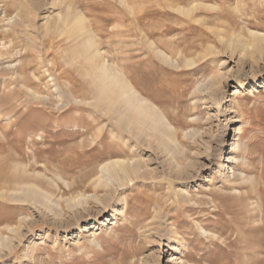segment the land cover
Instances as JSON below:
<instances>
[{
  "label": "rangeland",
  "instance_id": "1",
  "mask_svg": "<svg viewBox=\"0 0 264 264\" xmlns=\"http://www.w3.org/2000/svg\"><path fill=\"white\" fill-rule=\"evenodd\" d=\"M68 14L84 17L94 63ZM255 33L264 0H0V264H264ZM100 60L166 133L96 100ZM120 160L137 175L103 183ZM28 184L48 201L22 196Z\"/></svg>",
  "mask_w": 264,
  "mask_h": 264
},
{
  "label": "bare ground",
  "instance_id": "2",
  "mask_svg": "<svg viewBox=\"0 0 264 264\" xmlns=\"http://www.w3.org/2000/svg\"><path fill=\"white\" fill-rule=\"evenodd\" d=\"M183 10L185 13L186 12L188 13L191 9L183 8ZM68 18H69V14L63 17L58 16L57 19L62 23V25L65 26L68 25L69 26L68 28L75 29L74 30L76 31L75 35H78V38L80 37L85 38V42H87L88 45L86 47V50L89 52V59L92 61V63H94L93 60H97L99 59V57L94 50L95 44L94 42H92L90 35H88L89 29L84 24V17L80 15L77 16L76 18L73 19V22L70 23V25ZM54 21L57 22L56 19ZM50 23L44 24L45 30H49L50 27H52V26H47L53 24V22L51 24ZM56 25L57 24H55V26ZM253 37L255 38L254 41L255 44L264 40V36L258 35L256 33L253 34ZM93 69H94V74H93L94 76H93L92 84L94 85L93 86L94 92H96L95 94L97 96L96 100L99 103L102 102L106 108L108 109L111 108L112 110L115 109V111L120 106L121 108L119 109L122 110L124 113L128 114V119L130 124H138V125L146 124V126L150 130H153L154 132L161 134L167 132L166 129L167 125L166 123H164L163 116L157 111V107H155V105L152 104V102L150 103L146 98L141 96L139 92L132 87L128 79L125 78L123 74H121L120 72H118V70L111 67L110 64H108L104 60H100L99 66H93ZM238 131L239 130L236 131V134ZM236 134L234 135V138H237L235 137ZM229 162L233 166V164L237 162V157L235 155H232L229 158ZM139 164L140 163H138V161L133 162V161H125V160L107 162L106 164H103V166H101L99 169L100 179L104 178L105 182L103 183L108 185H109L108 182L115 180L117 183L116 186L119 187L121 184H123L124 180L131 181L134 179V176L137 175L136 174L137 170L140 168ZM23 187L25 188H23V191L20 194L26 197L27 199H31L36 202L38 196H40V198H43V200L48 201L47 195L40 193L31 184L25 185ZM111 187L113 186L111 185ZM39 201L40 203L43 204L42 200ZM68 207H70V205Z\"/></svg>",
  "mask_w": 264,
  "mask_h": 264
}]
</instances>
